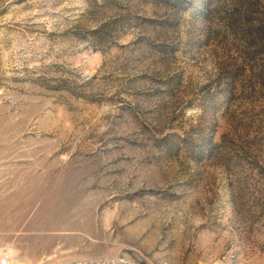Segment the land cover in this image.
<instances>
[{
  "label": "rangeland",
  "instance_id": "obj_1",
  "mask_svg": "<svg viewBox=\"0 0 264 264\" xmlns=\"http://www.w3.org/2000/svg\"><path fill=\"white\" fill-rule=\"evenodd\" d=\"M0 264H264V0H0Z\"/></svg>",
  "mask_w": 264,
  "mask_h": 264
}]
</instances>
